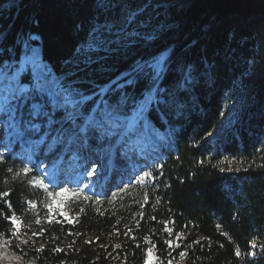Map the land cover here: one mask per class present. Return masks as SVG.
<instances>
[{"label":"trees","instance_id":"trees-1","mask_svg":"<svg viewBox=\"0 0 264 264\" xmlns=\"http://www.w3.org/2000/svg\"><path fill=\"white\" fill-rule=\"evenodd\" d=\"M135 1L117 0L114 7L98 9L95 0H0V63H16L23 55V43L36 44L41 47L42 61L56 75L75 72L70 79L86 83L89 93H97L129 71L135 60L148 58L165 46L175 51L177 63L191 64L197 72L196 80L178 92L185 115L170 120L180 130L176 147L164 154L158 196L144 205L143 217L130 225V232L124 228L126 205L112 208L105 202L81 199L68 203L75 216L73 224L49 223L42 214L44 195L30 186L23 172L16 176L21 168L6 157L0 162V193L7 191L9 195L0 198V238L17 239L21 245L17 251L25 252L36 264H110L105 253L113 249L127 254L126 264H143L149 247L160 264H168L170 252L179 254L182 249L187 250L184 264H264L259 247L256 257L234 254L237 247L242 253L250 251L252 239L257 245L264 243V166L227 173L217 164L223 155H240L246 160L254 157L257 134L263 132L264 112L258 111L262 104L250 110V127L255 134L241 128V143L234 138L215 156L196 147L218 125L228 93L248 73L257 45L249 19L259 17L258 0H193L182 20L161 33L156 42L141 43L130 52L114 45L111 51L95 54L90 63L80 60L79 50L88 42L93 27L119 17L125 4L132 7ZM238 18H243L246 27L232 44L230 37ZM173 69L161 82L162 90L173 92L179 84L175 64ZM262 100L264 106V94L259 98ZM148 118L162 128L158 114ZM28 201L36 206L29 207ZM13 214L22 221L18 231L7 218ZM41 228L46 231L34 236ZM13 231L17 232L15 237ZM178 235L184 238L185 247L167 244ZM24 240L28 243H22ZM196 240L198 244L193 243ZM42 244L43 250L37 251ZM57 246L64 251H53Z\"/></svg>","mask_w":264,"mask_h":264},{"label":"rangeland","instance_id":"rangeland-1","mask_svg":"<svg viewBox=\"0 0 264 264\" xmlns=\"http://www.w3.org/2000/svg\"><path fill=\"white\" fill-rule=\"evenodd\" d=\"M192 1L193 0H137L135 1L136 3H134L135 5L132 7L125 4V9L119 13V18L123 19V17L129 13H136L138 16L137 23L139 25L143 27L146 22L148 27L144 29L145 31L152 32L153 30H158L161 34L182 20V14L191 6ZM256 6L259 8V17H253L249 19V21L252 23L251 28L256 32L255 37L257 39V45L254 47L252 57H250L249 61L254 64V70L249 66L247 75L240 78V80L236 83V87L233 88L234 90L229 92L226 100H224L223 113L221 114L218 125L212 127V130L196 144L197 148L208 151L210 153L209 156H215L219 154V152H223L225 145L233 141L234 138L237 141L239 140L238 142L241 143L242 139H240V129L243 127H246L250 133H256L254 129L250 127L251 120L249 121L250 110L255 104H262L261 108H258V111L261 113L264 112L263 100L259 101L260 96L264 94V21L262 20L264 18V0H258ZM253 20H258V22L253 23ZM236 22L237 25L234 26V31L230 37L232 44L236 39V34L241 32L246 27L243 18L236 19ZM122 35V33L111 34L114 41L117 37ZM24 44L25 43H23L22 47H24ZM86 44L87 43L83 44L81 48L85 47ZM29 45L32 48H35L40 58H42L39 52V49L41 50L40 46L33 43H30ZM113 47L114 45L112 48ZM106 51L107 50L101 52ZM93 56H95V54H93L92 57ZM22 57L23 55L21 58H19V60L22 59ZM78 57L80 60L85 61L83 55L79 54ZM193 72L194 77H197V72ZM177 75H179L178 72ZM117 80L118 78L113 81ZM195 80L196 78H194V81ZM72 81L76 82L77 86L82 92H84L85 95L94 97L86 106L88 109H94L101 99H106L111 102L112 100L117 99L120 94L117 90L114 94L107 96L96 95L102 90L107 92L109 87L115 89L116 85L112 82L100 88L97 93H89L90 88L86 86V83L80 80ZM146 87L147 82L141 80L134 87H128L126 91L129 93V95L134 96L135 99H140ZM188 87L189 86H186L185 89ZM140 88H142L141 91L136 90ZM178 89L179 84L176 86V89L173 90V92L166 91V93L170 96L174 93L177 94V101L175 103H172L170 100L169 103L163 105L161 109H158L156 112L151 114V116H154L155 113L156 115L158 114L162 123V128L154 124L152 119L147 118V124L150 129L147 132L131 134L121 130L118 132V134L103 142L95 138L90 139L89 144L94 141L95 145H100L105 148L104 154H96V156L101 159L99 165H93L92 169H96V172L93 176H88L85 172L76 171L80 166L79 158L81 153H74L72 155L73 151H70L68 154L71 156V159L74 160V164L71 166L73 169L66 171V174L62 177H58L57 166L60 164L59 162L61 161V158H63L64 150L67 148V146H69V142L59 146V151H56V149L53 151L50 150L51 147L47 144L32 146L21 141H13L10 143L9 140L4 137L3 139H0V142L2 141L3 144L7 146V151H5V148L3 147L4 145H2L0 146V153L3 154L4 158L9 157V162L16 163V165L21 169L23 167H29L32 169V171L26 175V179L30 186L36 188L44 195L43 201L45 202V205H52V221L69 225L74 223L73 221L75 220V216L70 210H68V203L72 199H83L74 197V192L70 194L65 193L63 196L55 194L60 192L62 183H64V181L69 176L76 175L80 178H83L85 181L87 180V182L83 183V186L80 188L83 189V194L92 197V199L88 201H93L97 204H104L105 202L109 207L112 208L122 204L127 206L126 215L124 217V220H127V223L124 225V228L126 227V229H128L130 228V225L137 224L140 218L143 217L141 216V213L144 214V205H146L147 202L151 200L153 201V199L157 198V186L159 185L163 176V168L160 167V165L164 164V154H166V151L176 147L175 140L180 129L179 125L171 123L170 120L175 115H185V113L181 110L183 105L179 102ZM185 89H179V92H182ZM128 115H132L131 107L128 109ZM0 136H3V134L0 133ZM157 137L159 138V141ZM123 138L125 139V142L128 138L132 142L139 145H141V142L149 141V143H151L153 146V148L151 147L150 154L151 162H142L138 167H142L141 169L144 170V172H149L151 174L144 180L143 183H140V178L143 176L144 172L137 175L131 174L134 172L132 169H136V154L128 156V160L133 164V166L130 167H128L127 161H120L118 157H115L116 155L118 156V154H123L122 152H127L126 144L125 142H122ZM256 144L257 148L254 151L255 153L252 159L246 160L240 155H223V157H219L217 159L218 166L223 172L227 173H239V171L247 170V168L250 169L253 166H264V125L263 132L259 135L257 134ZM133 146L137 148V145L133 144ZM84 152L86 153L85 150ZM109 159L114 165L121 169L127 170V172H124L125 174L123 178H125V180L123 179L122 181L118 177L113 179L111 182V189L107 191L106 185L104 184V179H102L103 174H101L98 170H100L102 164L109 162ZM42 175H51L53 176V179L49 184H46L41 177ZM129 176H131V180H127L129 179ZM41 180L45 185L48 186L47 190L39 185V181ZM33 181H36L37 183L33 184ZM85 184L89 185V187L86 189L84 188ZM96 184L101 185L100 191H98V189L95 190ZM121 189H123V191H121ZM102 191H104V194L101 193ZM113 193H115V195H113ZM96 197L100 198L99 202L96 201ZM42 211V214H45L49 219V209L44 206ZM61 212L66 213V215H62ZM183 240L184 238L181 235L174 237V246L177 248L182 247ZM183 247H185V244ZM20 248L21 245L17 239L9 240L0 238V264H36L35 262H32L31 258H27L25 252L17 251V249ZM149 248H151V256L148 254ZM149 248L146 250L143 264H160L154 249L152 247ZM173 252L174 251L170 252L169 255L171 257V264H184L186 262V249H182L179 254ZM182 252L185 253V255L181 256L180 253ZM105 254V257H109L111 260L110 264H126L124 257L127 254L122 255L119 253V250L113 249V252L107 251Z\"/></svg>","mask_w":264,"mask_h":264},{"label":"snow or ice","instance_id":"snow-or-ice-1","mask_svg":"<svg viewBox=\"0 0 264 264\" xmlns=\"http://www.w3.org/2000/svg\"><path fill=\"white\" fill-rule=\"evenodd\" d=\"M95 2L98 9L111 8L117 4V0H95ZM137 21V14L129 13L123 19L113 17L103 23H98L90 31L89 40L85 47L79 50V54L83 55L86 63H90L93 54L105 50L111 51L113 45H116L118 49L122 48L126 52H130L141 43L147 45L161 39L158 30L147 32L144 30L148 27L146 22L142 27ZM112 33H122L123 35L114 41ZM31 39L34 40L35 37ZM23 52L22 59L14 64L0 63V133L3 134L0 139L6 137L10 143L21 141L32 146L47 144L53 151L66 142H69V146L78 145L87 150L90 147V139L95 138L103 142L121 130L131 134L149 131L148 116L161 109L170 100L172 103L177 101L176 93L170 96L160 86L161 82L173 73V65H176L175 71L179 73V89L190 86L195 78L192 65L186 62L177 63L175 51H170L165 46L148 58L140 57L135 60L129 71L121 74L117 81L112 82L116 85L115 89L109 87L107 92L102 90L96 94L107 96L118 90L120 94L117 99L111 102L101 99L94 109H88L86 106L94 97L85 95L76 82L70 79L75 75V72L66 73L63 77L56 75L49 65L41 60L36 49L28 43L24 44ZM249 66L254 70L252 62H249ZM76 67L78 68L79 65L77 64ZM26 75L30 76L27 81L25 80ZM141 80L147 82V87L141 98L135 99L134 96L129 95L126 89L134 87ZM129 107H131V116L128 115ZM3 147L7 151V146ZM3 159L4 156L0 153V162ZM8 171L11 172L12 169ZM31 171V168L23 167L16 172V176H20L21 172L28 175ZM95 172L96 169L90 171L85 169L88 176H93ZM150 175L149 172H144L140 183H143ZM36 183L33 181V184ZM39 185L45 190L48 188L42 180L39 181ZM88 187V184L84 185L85 189ZM66 192V189L61 188L60 192L55 195L63 196ZM8 195L7 191L0 193V198ZM73 196L82 198L84 201L92 199V197L83 194V189L79 186ZM95 199L99 202L100 198L96 197ZM8 204L11 207V203L8 202ZM28 204L29 207L36 206L33 201H28ZM45 207L49 209V223H51L52 205L46 204ZM80 211L83 212L84 209H80ZM61 214L66 215L63 212ZM7 218L12 221L14 228L22 224V221H18L14 214ZM36 222L39 224V220ZM45 231L46 229L41 228L40 232L33 233V235L39 236ZM128 231L130 232L131 229ZM16 234V231L12 232V236L15 237ZM127 234L126 232L125 235ZM224 235L228 234L224 233ZM22 243L27 244L28 241L24 240ZM86 243L90 244L91 241H86ZM172 243V240L167 241L169 245ZM193 243L198 244L199 241L196 240ZM250 246L251 250L247 253H242L239 247L235 248V256L256 257L257 247L264 253V243L257 245V241L252 239ZM116 247H120V245H116ZM43 248L42 244L37 251H42ZM53 251L62 252L64 249L56 247ZM148 254L151 256V248H149ZM180 255L183 256L185 253L182 252ZM169 264H171L170 261Z\"/></svg>","mask_w":264,"mask_h":264},{"label":"bare ground","instance_id":"bare-ground-1","mask_svg":"<svg viewBox=\"0 0 264 264\" xmlns=\"http://www.w3.org/2000/svg\"><path fill=\"white\" fill-rule=\"evenodd\" d=\"M40 55H41V50L39 49ZM158 138V137H157ZM127 141L125 142V139H122V142H125L126 144V151L127 152H122L123 154H118V156L116 155L115 157H118V159L120 161H127V165L128 167L133 166V164L131 163V161H129V157L130 155L136 154L137 155V159H136V169L133 168L132 170L134 172H132L131 174L133 175H137V174H141L144 172V170H142L140 168H138L142 163V162H151L150 161V154H151V147L153 148L152 144L149 143V141H144L141 142L139 144L132 142L130 139H126ZM159 141V138H158ZM139 142V141H138ZM134 145H137V148H135ZM4 145L3 142H0V146ZM60 147L58 146L56 148V151H59ZM52 150V148L50 149ZM85 149L80 148L78 145H71V146H67V148L64 150L63 153V158H61V161L59 162L60 164L57 166L58 168V177H62L63 175L66 174V171H70L71 169H73L71 166L74 164V160L71 159V156L68 154V152L73 151L72 155L74 153H81L80 155V166L78 167V169L76 171L78 172H85V169L87 170H91L93 168V165H99L100 164V159L99 157L96 156V154H104L105 153V148H103L100 145H95V142L92 141L90 144V147L85 150L86 153L84 152ZM153 157V156H152ZM53 161V160H52ZM54 162V161H53ZM51 163V161H50ZM56 164V163H55ZM58 164V163H57ZM54 165V164H53ZM127 167V168H128ZM138 168V169H137ZM101 174H103L102 179H104V184L106 185V189L107 191L109 189H111V182L113 181V179H116V177H118L119 179H121L123 181V179L125 180L124 177V172H127V170L125 169H121L119 167H117L116 165H114L112 163V161L109 159V162H107V166L100 167V170H98ZM138 172V173H137ZM42 179L44 180V182L47 184H49L52 179L53 176L51 175H47L41 176ZM87 182V180L85 181L83 178H80L76 175H72L69 176L64 183H62V188L67 190V194L73 193L75 191H77V188L79 186L82 187L83 183ZM100 191L101 190V185L96 184L95 190ZM105 190V189H104ZM106 191V190H105Z\"/></svg>","mask_w":264,"mask_h":264},{"label":"water","instance_id":"water-1","mask_svg":"<svg viewBox=\"0 0 264 264\" xmlns=\"http://www.w3.org/2000/svg\"><path fill=\"white\" fill-rule=\"evenodd\" d=\"M41 48V47H40ZM41 57L43 58V56H42V52H41Z\"/></svg>","mask_w":264,"mask_h":264}]
</instances>
